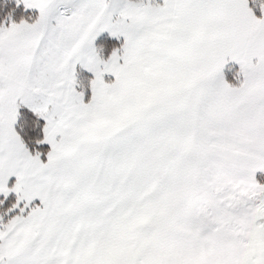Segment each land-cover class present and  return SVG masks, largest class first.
<instances>
[{
  "label": "snow or ice",
  "instance_id": "snow-or-ice-1",
  "mask_svg": "<svg viewBox=\"0 0 264 264\" xmlns=\"http://www.w3.org/2000/svg\"><path fill=\"white\" fill-rule=\"evenodd\" d=\"M22 3L33 22L0 24V264H264V0Z\"/></svg>",
  "mask_w": 264,
  "mask_h": 264
},
{
  "label": "trees",
  "instance_id": "trees-1",
  "mask_svg": "<svg viewBox=\"0 0 264 264\" xmlns=\"http://www.w3.org/2000/svg\"><path fill=\"white\" fill-rule=\"evenodd\" d=\"M249 7L253 8L254 15L260 16V12L258 8L253 7L252 0H249ZM34 13L31 11H24L21 6H15L13 3L9 1H0V24L7 25L9 23H19L21 20H33ZM109 45V47H108ZM118 43L115 40H103L99 42V47L102 52L107 50H112L116 48ZM106 54V53H105ZM228 77V74H227ZM230 82H234L235 76L228 78ZM89 91L85 93V102L89 99ZM20 112L23 115H27V109L21 108ZM29 119H33V117L29 116ZM20 123L18 122L17 129L20 130ZM42 128V122H38V126L32 129H24L21 131L22 137L27 142V146L30 152L40 151L41 152V160L46 161V153L49 151V148L46 144L35 145V139H42V132L40 129ZM15 202V198L13 196H9L5 201V204L0 206V212H3L7 207L10 206L11 203Z\"/></svg>",
  "mask_w": 264,
  "mask_h": 264
},
{
  "label": "rangeland",
  "instance_id": "rangeland-1",
  "mask_svg": "<svg viewBox=\"0 0 264 264\" xmlns=\"http://www.w3.org/2000/svg\"><path fill=\"white\" fill-rule=\"evenodd\" d=\"M1 2H3V1H9V2H11V3H13L16 7L17 6H21L22 7V9L24 10V11H31V12H33L34 13V19L33 20H31V21H29V20H24L25 22H28V23H31V22H33L35 19H36V17L38 16V10H36V9H26L25 7H24V4L22 3V0H20V2H18V0H0ZM13 23V22H12ZM11 23H9V24H7V25H4L5 27H8L9 25H10ZM115 40L117 43H118V45L116 46V48H118L119 46H120V44L122 43V39L121 40H118L117 38H115V37H111L110 35H109V33H107V32H104V33H101L94 41H93V46L95 47V48H97L98 49V51H99V54L101 55V58H103V59H107L108 58V56L110 55V53H111V51L113 50H107V51H105V52H102L100 49V47H99V42L100 41H103V40ZM108 47H109V45H108ZM106 53V54H105ZM75 72H76V79H77V81H78V84H82V85H84V99H85V93L87 92V91H90V88L88 87V82L92 79V78H94L93 77V74H91V73H89V72H87L86 70H84V69H82V68H80L78 65L76 66V69H75ZM103 79L104 80H107L108 79V74H105L104 76H103ZM79 90V89H78ZM47 145V144H46ZM15 182V177H11L10 178V180H9V187H11L12 186V184ZM9 196H13L14 198H15V194L14 193H10L9 194ZM33 205L34 206H38L39 205V200L37 199V200H34L33 202ZM8 217H5V220L7 219Z\"/></svg>",
  "mask_w": 264,
  "mask_h": 264
},
{
  "label": "crops",
  "instance_id": "crops-1",
  "mask_svg": "<svg viewBox=\"0 0 264 264\" xmlns=\"http://www.w3.org/2000/svg\"><path fill=\"white\" fill-rule=\"evenodd\" d=\"M162 0H155V3H161ZM261 15V14H260ZM258 18L260 16H257ZM239 73V65L236 64L234 61H228L224 67V69H222V75L224 77V80L226 83L236 86L239 83V79H242V77H240L239 79L237 78V74ZM228 74V77H227ZM235 76V80L234 82H230L228 80V78H231ZM114 80V77L111 74H108V79L104 80L106 83H111ZM90 93V91H89ZM91 93L89 94V98H90ZM50 151V145H47ZM255 178L257 179L258 182L260 183H264V173H256L255 174Z\"/></svg>",
  "mask_w": 264,
  "mask_h": 264
}]
</instances>
